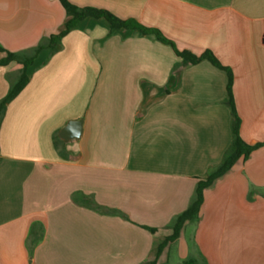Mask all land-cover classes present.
<instances>
[{
	"label": "crops",
	"instance_id": "crops-1",
	"mask_svg": "<svg viewBox=\"0 0 264 264\" xmlns=\"http://www.w3.org/2000/svg\"><path fill=\"white\" fill-rule=\"evenodd\" d=\"M68 1L159 30L180 51H211L233 74L240 137L264 143V0ZM67 19L60 0H0V60L31 53ZM20 69L0 66V100ZM28 74L0 125V264H145L234 141L227 73L88 18ZM72 121L81 136L64 141ZM188 260L264 264V146L205 190L158 264Z\"/></svg>",
	"mask_w": 264,
	"mask_h": 264
},
{
	"label": "trees",
	"instance_id": "trees-1",
	"mask_svg": "<svg viewBox=\"0 0 264 264\" xmlns=\"http://www.w3.org/2000/svg\"><path fill=\"white\" fill-rule=\"evenodd\" d=\"M61 5L66 11L67 14V21L65 23V28L58 34L51 35L49 39L46 40L44 44H40L36 47L31 53H21V54H14V53H7L6 56L0 60V66H7L12 62L17 63L21 66L19 71L18 78L15 82L11 83L10 89L8 94L0 100V125L2 119L5 115V111L7 105L13 101L27 86L30 80V76L28 74L29 69L34 65L35 60L39 56L40 52L45 49L50 50V56L56 53L60 48L61 40L73 29L75 28L81 21L91 18L95 20H106L110 25V32L115 33L121 30L128 31V30H137L144 35H155L158 41L163 44L170 45L176 55L182 60L184 65L189 64H197L202 61H209L215 67L225 71L228 75V85L227 91L229 96L228 104L231 108L232 115H233V123L232 129L233 134L235 136L234 141L231 147L226 152L222 163L215 168L207 177L199 178L194 197L187 208L183 213L176 216L172 223V230L173 233L165 238L156 248L154 257L147 261L145 264H158L159 257L165 250V248L172 243H175L181 234V231L187 222L195 221L199 217V213L201 210V206L204 200V192L206 189L211 187L216 180L226 175L231 168L235 165V163L239 159H248L251 153L262 146L264 143H259L257 145L251 146L250 144L246 143L240 137V118L237 114L235 102L232 93L233 87V74L231 70L225 66H223L220 61L215 57V55L211 51H206L202 55L197 56L191 53L188 50L180 51L178 50L174 43L167 39L159 30L147 28L134 20H122L117 16L113 15L109 11L101 10L92 7H78L71 4L68 0H60ZM0 52H4L0 48ZM26 54V55H25ZM59 138L55 136V146L58 149L59 146ZM152 233H155V229H149ZM184 264H195L193 260H188L184 262Z\"/></svg>",
	"mask_w": 264,
	"mask_h": 264
},
{
	"label": "water",
	"instance_id": "water-1",
	"mask_svg": "<svg viewBox=\"0 0 264 264\" xmlns=\"http://www.w3.org/2000/svg\"><path fill=\"white\" fill-rule=\"evenodd\" d=\"M81 121H72L61 131L60 138L64 141L78 139L81 136Z\"/></svg>",
	"mask_w": 264,
	"mask_h": 264
},
{
	"label": "built area",
	"instance_id": "built-area-1",
	"mask_svg": "<svg viewBox=\"0 0 264 264\" xmlns=\"http://www.w3.org/2000/svg\"><path fill=\"white\" fill-rule=\"evenodd\" d=\"M263 43H264V38H263Z\"/></svg>",
	"mask_w": 264,
	"mask_h": 264
},
{
	"label": "rangeland",
	"instance_id": "rangeland-1",
	"mask_svg": "<svg viewBox=\"0 0 264 264\" xmlns=\"http://www.w3.org/2000/svg\"><path fill=\"white\" fill-rule=\"evenodd\" d=\"M26 55V54H25Z\"/></svg>",
	"mask_w": 264,
	"mask_h": 264
}]
</instances>
